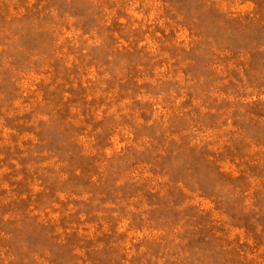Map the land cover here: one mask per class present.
Listing matches in <instances>:
<instances>
[{
    "label": "rangeland",
    "instance_id": "374dc122",
    "mask_svg": "<svg viewBox=\"0 0 264 264\" xmlns=\"http://www.w3.org/2000/svg\"><path fill=\"white\" fill-rule=\"evenodd\" d=\"M0 264H264V0H0Z\"/></svg>",
    "mask_w": 264,
    "mask_h": 264
}]
</instances>
